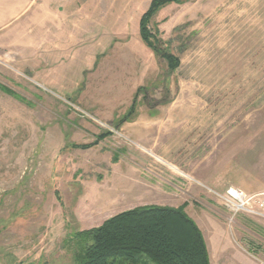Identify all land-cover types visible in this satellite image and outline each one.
Segmentation results:
<instances>
[{
    "label": "rangeland",
    "instance_id": "374dc122",
    "mask_svg": "<svg viewBox=\"0 0 264 264\" xmlns=\"http://www.w3.org/2000/svg\"><path fill=\"white\" fill-rule=\"evenodd\" d=\"M151 1L36 0L0 24V264H74V232L142 198L264 221L212 194L264 192V0L161 8L173 72L139 36Z\"/></svg>",
    "mask_w": 264,
    "mask_h": 264
},
{
    "label": "trees",
    "instance_id": "16d2710c",
    "mask_svg": "<svg viewBox=\"0 0 264 264\" xmlns=\"http://www.w3.org/2000/svg\"><path fill=\"white\" fill-rule=\"evenodd\" d=\"M182 1L152 0L139 20L142 43L163 59L171 72L176 70L179 60L172 53L161 50L160 41L149 30V23L164 6ZM0 89L6 91L3 87ZM142 90L141 87L136 89L128 111L116 126L133 121L137 97ZM109 134L107 132L104 137ZM187 205L129 209L106 219L96 228L74 232L72 239L79 247L74 264H209L202 234L185 212Z\"/></svg>",
    "mask_w": 264,
    "mask_h": 264
},
{
    "label": "crops",
    "instance_id": "0c3cea01",
    "mask_svg": "<svg viewBox=\"0 0 264 264\" xmlns=\"http://www.w3.org/2000/svg\"><path fill=\"white\" fill-rule=\"evenodd\" d=\"M36 0H0V24H6L12 19L16 21L17 17L27 14ZM175 190H180L178 186L172 185ZM127 192V191H126ZM253 195H258L264 202V192L257 191ZM147 199H136V204H119L115 205L116 208L134 209L145 206H164L177 208L182 204H159V203H146ZM224 209V208H223ZM187 214V213H186ZM198 229L200 230L204 239L209 264H263L264 263V221H257L255 224H243L236 219L232 220L231 225L228 223V217H217L216 213L204 219L199 214L190 216ZM243 238L246 236L247 241L244 243L248 251H241L238 249L232 239V236ZM257 239L255 238V236ZM242 242V241H241ZM247 252V253H246ZM249 253V254H248ZM257 258L254 259L252 256Z\"/></svg>",
    "mask_w": 264,
    "mask_h": 264
},
{
    "label": "built area",
    "instance_id": "2783aa9c",
    "mask_svg": "<svg viewBox=\"0 0 264 264\" xmlns=\"http://www.w3.org/2000/svg\"><path fill=\"white\" fill-rule=\"evenodd\" d=\"M212 194L230 213V220L234 219L239 214H245L250 217L264 220V202L258 195H246L233 188L227 189L224 193L212 192ZM251 256L257 260L255 256Z\"/></svg>",
    "mask_w": 264,
    "mask_h": 264
}]
</instances>
